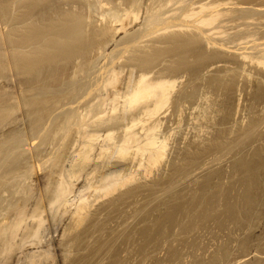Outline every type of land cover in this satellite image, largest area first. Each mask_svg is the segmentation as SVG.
<instances>
[{"label":"rangeland","instance_id":"rangeland-1","mask_svg":"<svg viewBox=\"0 0 264 264\" xmlns=\"http://www.w3.org/2000/svg\"><path fill=\"white\" fill-rule=\"evenodd\" d=\"M16 1L19 3H15ZM16 1L14 2V0H0V33L3 34L2 36H4V37H2L0 35V41L2 40V38L6 39L3 41H4V43H8V44H5L6 45L5 48L9 52L10 56H8V57L10 59V62H12V64H10V66L12 67V71H11V70H9L11 68L9 66V64L3 65V63H2V65H1V62H3V61H0V65L3 66V68L1 67V70H0V103H1L0 109L7 110V109H5V106H7V108L11 106L10 111H9V112H11V109L13 107L12 105H14V103H13V101L15 100L14 97H16V94L20 90L19 84L17 83L18 81H16L17 78L15 77L16 76V70H15V68H13V67H15L14 66L15 64L13 65V63H16L15 59L17 58L16 56L18 55V53L16 52L15 43L17 42L16 39L19 35L22 36L21 38L23 41L26 39H30V38L32 39V41H34V39H36L38 42L43 41L42 43L40 42V44H39L35 40L36 42H34V45H35L36 49L39 46L37 51L40 49L45 50V48L47 46V49L45 51H49V53H50V52H54L57 49L58 52L63 53V56L65 55L64 52L66 53L67 49H69V51L71 52V50H73L71 48H73L74 46H75V48H77L80 45L77 42L82 43L80 46L83 50L85 49V47H87L89 42L99 43V45L97 43H95L96 47H94L95 50H93V54H92L93 56L91 55L93 58L92 57H91V59L89 58L90 62L92 59L93 60L95 59L94 63H92V62L90 63L89 60L84 61V64L86 62V65H85L86 69H91L92 66L94 67L93 68L94 70L91 69V71L93 73L90 72L89 75L85 74L84 80L87 81V79L89 78L91 80L88 79V81H90L91 84L94 83V85H96L98 83V80L102 79L103 74L105 73V70H107L112 65H117V66L120 65L122 67L125 65L124 69L125 70L127 69L129 71V69H128V68H130L129 65L130 64H131V66H132V64L134 65L133 62H136V61L138 64L139 62H142V61L147 62L148 60H150L154 64L153 67H151L153 65L151 62L150 63L152 65L151 64L149 65V62H147L148 64H146L145 62L144 63L147 65L146 67L149 66V67H151V69L153 68L155 71L154 70H152V71L155 73H157L159 71L158 68H160V69L165 68L166 66L164 67V65L165 64L169 65V64H171V62H172V66L175 64L173 68H170L171 70H174V68L176 70L179 69L178 72L175 70L176 74H178L182 70L186 71V75H185V72H183V71H182V73H179V74H182L185 76V78L181 79V81L183 80V83H182L183 85L182 84L181 85L184 86V88H186V89L182 90L183 94H182V92L178 93V95H176V96L174 95V97L172 99L174 106L176 107V105H177L178 109H177V107L176 108L172 107V109L170 108L171 110L166 109L167 113L163 111L160 114L161 116L158 115V118H160V123L162 122L159 129H158V133H159L158 135H160L159 137L164 138V137H166V135L169 136L168 138L170 141L167 140V143H169V144L166 148V149H168V150H166V152L168 151V153H166L167 155H165V159H163V160L161 159L160 162L157 163V165L153 169L152 173L149 175L147 174L148 177L144 174L145 172L138 171L139 174H137V177L139 175L140 178L138 177L136 180H138V181L141 180L144 183L143 188H140V190L143 189L142 191L144 192V194L141 192L143 195H140L141 196L140 197L139 196L140 190L134 191L131 194L132 197L129 196L130 199L132 198L131 200H129L125 204H123L121 201L120 203L122 205H119V204L116 205V207H118V208L120 206L121 210H119V212H117L115 215H113L110 219L107 220L105 218L106 217L105 211H100L98 213V216L96 218H94V220L92 221V224H94V225L91 224L92 218L90 220L88 219L89 221L81 223V225L84 224L82 226L80 225L81 227H79V228L81 230L78 228V230L75 231L77 229L75 227H78V224H77V226H74V225H76L75 224L76 222L74 219L72 221V218L70 217L69 213L65 214L66 216H64V217L61 216L63 218V220L61 217H59L58 218L59 220L57 219L58 222H57V220H54V223L52 220L49 221L50 223L47 222V225L49 228L47 227V231H45V234H47V233L49 234L51 232L49 234L51 236H49L47 234L48 240L50 239V237L51 238L54 237L53 238L54 239V241H53L54 246H53V248L52 247L51 248L52 249H54V247H55V249L57 248L56 249L57 251L54 250V256L57 257L58 263L60 264L63 261L61 264H130V263L131 264L132 263L133 264H144V263L145 264H264V66L255 65L254 63H252L250 61V59L246 60L248 58H246V59L242 58L243 54H241V53H248L250 55L259 54L258 50H256V49L244 48L243 45H239V46H236L234 48L230 47V48H228V50L224 51V56L222 54L221 58H220V56H218V55H220L219 51H217L218 52V54H217V52L213 51V48H210V46L206 45L204 40L200 39V37L203 36L202 34L204 33V29L208 30V28H210V26L211 27H219V26L224 27V26H222V24H220V23H222L223 20L231 19L233 17V14L234 15L237 14L236 16H238V15H240V13L243 17L242 20L239 19L235 23L231 22V24L229 23L230 25L226 24V26L224 28V30L227 29L226 31L230 34V36H229V34H227L228 39H231V41H232V39L233 40L235 39V42H238L237 39L240 36H242L244 34H249L250 32L259 33L258 35L263 34L264 33V24H263L264 23V19H263L264 18V0H262V2H261V0H256L254 2L251 0H249V1L248 0H238V1L234 0V2L236 1L235 3L232 1L233 3L231 2L230 4H226L225 7H223L225 9V11L230 10V13H231V11L234 12L233 14L232 13L230 14L231 18L229 17L230 15H227V16L222 15L217 20H215V21H217V23L214 21V23L210 26L190 23L191 27L194 26L195 31L193 30V28H191V30L194 32V34L196 36H197V34H199V36L196 37L198 40L194 39V41L200 42V40H202V42H200V46H199V43L192 42L193 37L191 39H188L185 37L186 32L181 31L182 29L178 30L179 28H181L179 26H180V23H182V22L178 21V19L171 20V18H166L168 15L173 14V13H175V15H177L176 13L179 14L180 13V9H179L180 6H182V7H180L182 9L188 8V7H190V5L192 3H194V1L196 2L197 0H190L189 1L190 3H187V4H186V2L181 3V0L179 3H178L179 0L177 1V3H176V1H174L176 4L174 2H172V4H171L172 6L169 5L167 7V10L169 9V7L173 8V4H174L175 8L178 7V12L174 11L175 8H173L174 12L173 11L171 13L168 12L166 15L164 13H161L162 9H161V11L159 10V13L164 14L166 16V17L163 16V18L164 17L166 18L164 20V21H166V26H168L169 24L175 26L177 23V25L175 27L169 28L168 30H171V29L176 30L177 29L178 31H175L176 33L174 31H171L170 33L172 35H169V36L167 35L168 33H166L164 35V33L161 32V34H162V37L163 36H164V38L167 37L165 39H167V41H168L170 39L168 37H171V36H172L171 38H173L174 40H176L177 37L179 39V36L181 37V34H178L177 32L183 33L182 37L183 36L184 37L183 38L181 37L180 39L181 40L184 39V40H183V42L177 40V41H173L175 43H173L171 41H168L169 43L168 42L165 43L164 38H161V40L150 38L151 40H153L152 42L149 38H147V39L144 38V40L146 39V41H144V40L143 41L146 43L147 47H149L148 49L152 52V53H149L150 51L148 50L147 54L149 53L150 55L148 54L147 57L142 56L147 51L146 45L144 44L146 51L144 50V52H143V50H142L143 44L138 46V43L136 44L135 42H130L129 38H131L133 35L138 34L139 31L141 32V29L144 30V28H145L144 24L146 23V21L144 20L145 19L144 15H146V14H145V12H143V10L147 11L149 8H151V6H149V5L152 4V0H131V2L129 0H124V1L122 0V2L120 0H117V1L113 0L111 4L112 5L115 4L116 6L115 5L112 6L111 4L110 5H103L105 7L103 9V12H102L103 6L98 5L100 2V1L98 2V0H89V2H92L90 4H89V2H86V0L85 1L83 0L84 3L82 2V0H80V2L78 0H76L78 3L74 0H69L70 2L68 0H64V1L62 0L61 4H62V7H65L64 8L65 11L63 9L61 11H62V13L64 11L65 19L66 18L67 19L65 20V19H63L62 16H61L62 18L60 17V12H61L60 11V12H58V14H55L56 18H54L56 20L58 17H60L58 19L59 21L58 20L54 21L52 19L51 22H49V24L47 23L49 27L50 26L52 27V24H53L52 21H54L53 26H54L55 30L58 27L61 28V25L62 26L64 25V27H63L64 29L61 28V29H63V32H62V30L60 31V28H58L56 33H55V30H53V27L52 28L48 27L51 31L48 30V28L46 26L47 24L45 22L42 23L41 19L36 20L38 23L35 22V20L32 21L33 24L36 23L38 25V26L37 25L34 26L32 24L30 25L32 27V32H31V29H22L23 24H21L22 22L19 20H22L25 17L24 16L26 14L25 12H27V9H28V7L26 9V5H28V4L23 5V3L25 4V2H23V0H21L22 2L18 1V0H16ZM43 1L42 0L39 1L40 4L46 3V0H43ZM126 1H128V2H126ZM155 1L157 2L156 5H159V3H161L160 0L159 1L155 0ZM155 1L153 0V4L156 3ZM184 1H186V0H184ZM242 1H244V2H242ZM66 2H68V3H66ZM71 2H72V4L70 6L69 3H71ZM74 2H76V4L79 6L77 7V5ZM116 2H118V3L116 4ZM132 2L134 3V5L136 4L137 9H139V8L141 9V7H142L141 11L139 9L140 16L142 15V17H140L141 19H139L141 21L138 20L136 22L137 24L132 23L131 27H130V25H131L130 24L129 27H127L129 29L128 32L126 29L127 33H125V31H123V32L119 31L120 33L117 32L118 35L116 33V36H117L116 37L114 34L115 31L113 33L111 31V30H114V28H115V25H114L115 21L113 19L115 7L119 8V10H118V8L116 10H118V13L120 12V14H121L123 12L122 10L126 7V5H128V3H132ZM187 2H188V0H187ZM229 2H230V0H229ZM20 3H21V5H20ZM33 3L37 4L38 1L34 2V0H33L32 4ZM87 3L89 4V6ZM16 4H18L19 6H17ZM47 4L48 3H46L45 7H47ZM66 4H68V5H66ZM80 4L83 5V7L81 6V8H80ZM91 4H93V6H90ZM118 4L119 5L121 4L120 7L117 6ZM139 4L141 5V7H138V6H140ZM182 4H185V5H182ZM13 5H15V7L16 6L17 7L15 8ZM22 5L25 6V8ZM72 5H73V7H72ZM197 5L198 4L196 3L195 6H197ZM98 6L100 7V9ZM123 6H124V8H123ZM69 7H71V8H69ZM75 7H76V10H78L79 12L77 11V13H76L75 12L76 10L75 11L73 10V8L75 9ZM108 7H112L110 10L114 9L111 12V13H113V14H111L112 18L110 16V11H108ZM144 7H148V9L147 8L144 9ZM14 8L16 10H14ZM18 8L20 10H22V9L26 10L24 12L22 10V13L24 15L20 12V10H18ZM82 8H84L86 10L83 11ZM120 8H123V9L121 10ZM46 9H48V8H46ZM70 9L73 10L72 12H74V13H72ZM80 9H81V11H80ZM232 9H234V10L236 9V10L234 11ZM13 10H14V12H13ZM98 10H100L102 14H105V16H102V14H100V11H98ZM104 10H106V11H104ZM16 11L17 12L19 11L18 14ZM95 11L96 12L98 11L97 14ZM164 11L166 12V7L162 12H164ZM55 12H57V11L54 10L52 13H55ZM80 12H83V13L80 14ZM62 13H61V15H63ZM78 13H79V15H77ZM106 13H107V15H106ZM19 14H22V18H21V16H18ZM73 14L75 15V17H72ZM14 15H15V17H14ZM76 15L78 16V18ZM247 15L251 16L250 19H248V20L246 19ZM80 16H82L81 19L83 20V22L79 19ZM106 16H107V18L110 16V18H111V19H109L110 23H109V20L106 19ZM12 17L15 19V21L16 20L17 21L15 22ZM10 18L12 19L11 21H10ZM18 18H19V20H18ZM75 18L77 20H80V23H79V21L77 22V20ZM142 18H143V20H142ZM73 19L75 21H73V23H72L71 20H73ZM105 19L108 21H106ZM146 19H147V17H146ZM67 20H69V21L67 22ZM9 21H10V23H8ZM113 21H114V24H113ZM225 21H224V23H225ZM17 22L18 23L20 22L18 24L20 28L17 26V24H16ZM39 22H40V24H39ZM56 22H57V24H56ZM70 22H71V24H76L78 28L81 27V29L84 27V24H85L84 22H86L91 27L88 26L87 24H85L89 28H87L85 26L83 31H81V29L79 28L80 31L78 32V28L76 27V25L68 24ZM74 22H77V23H74ZM89 22H91V23H89ZM138 22L139 23L141 22V23L139 24ZM41 23L45 25L44 29H43V25ZM59 23H63V24L60 25ZM65 23L68 24V25H66V27H65ZM82 23H84V24L82 25ZM16 26L18 29L16 28ZM40 26H41V29H39ZM68 26L70 28L72 26L74 28V26H75L77 31L75 30V28L74 29L72 28L73 29V31H72ZM109 26L112 28L114 26V28L111 29ZM34 27H36V28H34ZM67 27L72 32L70 30H67L66 29ZM108 27L110 29L109 30L110 33H108L109 32L108 30H107L108 32L106 31V28L108 29ZM142 27H144V28H142ZM158 27L163 28V25H159ZM221 27H219L220 30L223 29V28L221 29ZM86 28L89 29L88 33H90V34L84 33V32H86ZM90 28H91V30H90ZM14 29H16V30H14ZM33 29L34 30L37 29L36 32L33 31ZM92 29L93 30L95 29L94 30L95 34H94ZM188 29H184V30H188ZM22 30H26L27 33L30 30L29 31V32H31L30 34H32L34 32L33 34H35L34 35L35 38L33 37L34 38L33 39L32 37H30V36H33V34L32 35L26 34ZM74 30L76 31V33H73ZM96 30L99 33L96 32ZM197 30H199V31H197ZM52 31L56 34L55 35L53 33L55 36H57V38L52 37V36H54V35H51ZM59 31L61 32L62 35L65 32L63 37L67 38L66 40H65V38L62 39L63 37H60V35L58 36V34L60 33ZM16 32H18V34H19L18 36H17V34H15ZM45 32H47L48 35ZM69 32H70V34L73 33L71 37L69 36ZM80 32H83V36ZM91 32H93V33H91ZM101 32H103L104 35H103V33L100 34ZM193 32H191V33L194 36ZM44 33L46 35H44ZM67 33H68V37L65 36V35H67ZM23 34H26L27 36L26 35L23 36ZM98 34L101 36H96ZM40 35H42L44 39H46L48 37L51 39L48 38V39H46L47 41L43 40V38ZM73 35H75V40L77 42L74 40V38H73L74 41L71 40V38L74 37ZM87 35L89 36V38ZM90 35H92V37ZM113 35L115 36V38ZM44 36H48V37H44ZM76 36L79 38L80 37H82V38L79 39ZM102 36H104V37H102ZM128 36H130V37H128ZM37 37H39V38L41 37V40H39V38H37ZM58 37H59V39H58ZM86 37L89 39V42L87 41L88 39ZM18 38H20V37H18ZM76 38L79 39L80 41H78ZM85 38H86V41H85ZM94 38H96V40ZM98 38H100V39L98 40ZM103 38H105V39H103ZM13 39H15V40H13ZM52 39L57 40L58 41V42L56 41L57 44L60 41L61 46H59L60 43L57 45L55 43V41H52ZM173 39H171V40H173ZM185 39L189 40V42H188L189 44H190V40H191L192 44L186 45ZM12 40H13L14 44H12ZM92 40H94V41H92ZM104 40H107V41H104ZM111 40H112V44L110 43ZM188 40H186V42ZM44 41H46V42H44ZM49 41L50 42L52 41L51 42L52 44ZM61 41H63V42H61ZM66 41H68L70 43H68ZM71 41H73V42H71ZM122 41H124V42H122ZM126 41H128L129 43L128 42L126 43ZM156 41H159V44H158V42L155 43ZM163 41H164V43H163ZM47 42L49 43V45H47L48 44ZM65 42H66V44H65L66 47H64L65 45H63V43H65ZM106 42L107 43L109 42L108 43L109 45H107ZM235 42L230 43L229 45L234 46ZM132 43L133 44L135 43V45H137V46H135V45L133 46ZM140 43H142V42H139V44ZM148 43H151L150 45H152V43H153V46H151L152 48L150 46H148ZM1 44H3L2 41L0 42V45ZM36 44H39V45H36ZM42 44H44V45L42 46ZM84 44H85V47L83 48L82 45H84ZM155 44L157 46L166 45L165 47L162 46V48L164 50L162 48H159V49H161V51H159V49L157 50L158 53H161V55L159 54L160 55L159 57L157 56L158 53L153 54V52H157L156 51L157 46ZM160 44H162V45H160ZM167 44L168 45L170 44V45L167 46ZM251 44H253V43L252 42L248 43L249 46H251ZM7 45H8V47H7ZM154 45H155V47H154ZM185 45H186V47H185ZM193 45L196 46V49H193L195 47V46L192 47ZM201 45H204V47L203 46L201 47ZM48 46H49V48H48ZM62 46H63V48H66V50H64V51L58 50V49H61ZM98 46H100V47L103 46V47H101V49L103 48L102 51H101L100 47H98ZM104 46H106V47H104ZM12 47H14L15 49ZM68 47H70V48H68ZM128 47H131V48H128ZM136 47H137V50H136ZM138 47L141 49H139ZM199 47H200V49H198L199 51H197V48H199ZM239 47H243V48L240 49ZM2 48L3 47H0V49H1L0 57L2 56L0 60H4V58H3L4 55H1V54H3V53H1V52H3ZM96 48H99L100 51H98V49H96ZM133 48L135 49L134 51H133ZM168 48H170V49H168ZM51 49L53 51H51ZM79 49L77 48V50H79ZM127 49H130V50L132 49L130 51V54L132 53V51L134 53H132L130 55ZM166 49H168V50H166ZM206 49L210 52L208 53ZM211 49H212V51H211ZM43 50L39 51V53H41V54H39L36 52L35 49H33V51H34L33 55H35L36 53L39 54V56L42 55L43 60H41V61L44 62V60H46V62H47V58L50 57L52 53H50V56H49V53H46V54H48V57H47V55L45 53H44L45 55L43 54V52H45ZM140 50H142V52H143L142 55L140 53L141 52ZM74 51H76V50H73L72 52H74ZM96 51H98V52L95 53ZM120 51H121V53H120ZM126 51L128 53L124 54V52H126ZM135 51H137V52H135ZM185 51H188L189 55L187 52H186L187 54H185ZM204 51L207 52V55ZM101 52H104V54L106 53L105 59H104V56ZM12 53H16L15 54L16 56L14 59H13L14 54L12 55ZM136 53H138V54L140 53L139 55L142 57V60H141V58L139 59V57H140L139 55H138V57H136L137 56ZM214 53L217 54L216 56H218L219 58L216 57ZM67 54L69 55L70 53H68V51H67L66 56H67ZM98 54L99 55L102 54V55L98 56ZM134 54L136 55L135 57H134ZM152 54L154 55V57ZM155 54L158 58L155 56ZM202 54H205V55L203 56ZM210 54H212V56L214 55L215 58L210 57ZM111 55L116 56L117 58L116 57H114L115 59L111 58L112 57ZM126 55L130 59H127ZM151 55L153 58L156 57L155 59L156 60L158 59V60L156 61L153 58L148 59V58H150L149 56H151ZM240 55L242 57H240ZM121 56L124 57L125 60L129 61L128 66H127V61L125 62V60L123 58H121V59H123V61L120 59ZM131 56H132V58H131ZM182 56H183V59L180 58ZM184 56H186L188 59H186V57H184ZM190 56H191V58H190ZM32 57H34V56H32ZM107 57L109 60H111V59L113 60L112 62L109 61V62H111L110 64H107V63H109ZM133 57L135 60H133ZM145 57L148 59L147 61H146ZM174 57H176V58H174ZM202 57L203 58L207 57V58H205L204 59L205 61H204V60H202ZM238 57H239V59H237ZM34 58H33V60H34ZM96 58L101 63L98 64L99 61L96 62L97 61ZM137 58L139 60H137ZM119 59L124 63L119 61L117 64L116 61H118ZM177 59H178V61H177ZM206 59H207V61H206ZM49 60H51V59L49 58L48 61ZM131 60H132V63H130ZM35 61H36V58H35ZM38 61L40 63V57H38ZM161 61H162V63H161ZM169 61H171V62L169 63ZM202 61H204V62H202ZM43 62H41L42 63L41 65L44 67L45 66L44 64L47 65L51 61H49L48 63H46V62L43 63ZM95 62L98 64V65H96L97 67L93 65V64H95ZM159 62H160V64H159ZM206 62H207V64H206ZM36 63H37V61L34 62V66H38L39 63H37V65H36ZM203 63H205V65ZM161 64H162V66H160ZM178 64H180V68H179ZM41 65L39 64L40 69L43 68V67H41ZM4 66H6L7 68ZM39 66L34 67V68L37 69V68H39ZM155 66H159V67L154 68ZM149 67H148V69H149ZM5 68H6V72L3 71V70H5ZM206 69H207V71H206ZM126 72L127 71H125L124 73H126ZM88 73H89V70H88ZM122 73L120 74V77L124 74V73L123 74ZM136 73H138V71L135 72L134 76L138 75ZM127 74L129 76L130 71L127 72L126 75L125 74L124 75L127 76ZM82 76H84V75H81V77ZM90 76H91V78H90ZM12 77H15V78H12ZM93 77H95V78H93ZM100 77H101V79H100ZM188 77H189V79H188ZM121 79L122 78H120L119 81H121ZM186 80L188 83L186 82ZM184 82H186L188 85ZM13 83H15L14 87L16 88L15 89L17 92L16 94L14 92L15 90L13 88ZM16 85H18V86H16ZM100 86H101V83L97 84V86H93L92 88L94 90L92 92H95V91L97 92V88H99ZM17 89H19V90H17ZM13 92H14L15 96H14ZM186 95L187 96L189 95L190 98L187 97ZM178 96L180 98H178ZM10 97L13 99V101ZM204 97H206V98H204ZM6 98H7V100H6ZM185 99L188 101H186ZM10 100L12 101V105L8 106L7 102H9ZM189 100L191 102H189ZM11 101L9 104H11ZM1 105H3L4 108H2ZM181 106H182V108H181ZM70 107H71L70 105H66L64 107V109H68ZM13 109L16 110L15 105H14ZM13 109H12V111H13ZM175 109H177V110H175ZM7 112H8V110H7ZM163 113H165V114H163ZM14 114L16 116H13L12 118L9 117V118H11V119H13L14 117L16 118L17 113H14ZM9 118H7V119L9 120ZM7 119L5 120L6 122L5 121L4 122L6 124H8V127H5L6 129L3 128L0 134L4 133L7 130H8L7 131L8 133L12 132V134L10 136V133L8 134L7 132H5V135H0V138H1V136H3L2 138L5 137L4 139H7L8 137L12 138L15 136V135H13L14 131L19 129V126H20V128L22 127L20 124L17 123V121L15 123L14 121L9 120L11 122V124H10ZM161 119H162V121H161ZM9 125L11 128L9 127ZM15 125L17 127H14ZM10 129H12V130H10ZM6 134H8V135H6ZM60 135H58V137L61 138L62 133H60ZM163 135H165V136L162 137ZM67 139L68 138H66V137L64 138L65 142L67 141ZM64 140H62V143L64 142ZM46 142L45 143L48 144L49 139L46 140ZM19 144L22 146V149H24V150H26L28 148V147L26 148V146H25L26 144L24 142H22V144L20 142ZM25 152L27 153V150ZM128 162H129V160H128ZM130 162H129V164H130ZM130 165L132 166L133 163ZM142 172H143V174H142ZM30 174H32L30 178L33 180L35 175L33 176V173H31V172H30ZM27 175H29V174H27ZM28 180H30V179H28ZM136 194H137V196H136ZM135 197H137L139 199L138 204L135 203L136 202ZM152 198L156 199V200H154V202L155 203L157 202L159 207L154 208L152 205H150V206L148 205L150 199H152ZM96 203H98V202H96ZM154 209H156L155 210L156 212L153 211ZM123 211H125V212H123ZM140 211H141V215H140ZM103 212H104V215H103ZM152 212H153V214H152ZM154 212L157 213V217L154 216ZM100 214H102V215H100ZM99 216L100 217L105 216L104 217L105 219L104 218L100 219ZM138 216L143 218V222L138 224L137 229H135V227H136L135 226L136 225L135 219H137ZM60 218L62 221L60 220ZM98 218H99V220H98ZM100 220H101V222H100ZM58 223H60V224H58ZM61 223H62V227H61ZM73 223H74V225H73ZM51 225L53 227H50ZM96 225H97L98 230L95 228ZM54 226H55V228L58 229V231L60 229V232H58L57 229L54 228ZM56 226H58V227H56ZM92 226L97 230V231H95V233H94L93 229L92 230L90 229V228H92ZM70 227L72 228V232H73V233H71V235H69V233L71 232L69 229ZM52 228H53V230H52ZM62 228L65 229V231H64L65 233L69 230L66 233L67 236H65V233L63 232ZM73 229H75V230H73ZM86 229H88V230H86ZM89 229L91 230L90 232H88ZM84 230H86V231L84 232ZM134 230H135V232H134ZM61 232L63 233L62 237L60 236ZM131 232L134 233V236L136 235V238H137L136 241H135V239H134V241H132L133 238L131 236ZM52 233H55V236L52 237ZM90 233H92L91 237L94 236L93 239L88 237L90 235ZM99 234H100V236H99ZM104 234H105V237H104ZM97 236L99 238H97ZM102 236L104 238H102ZM96 238H97V240H96ZM72 239L74 240L75 243L73 241H71V242L69 241ZM100 239H102V240H100ZM60 240H63V241L60 242ZM95 240L97 243L94 242ZM56 242H57V244H56ZM93 242L96 244H94ZM66 243H68L69 245ZM92 245H94V246H92ZM101 245H103V247ZM87 246H88V248H87ZM61 248H63V249L61 250ZM85 248H87V249H85ZM84 249H85V251H84ZM99 249H102V250H99ZM77 250H78V252H77ZM96 250L99 252H97ZM140 250H141V252H140ZM93 251H94V253H93L92 257L90 256L91 257L90 258L89 255H91ZM95 253L97 254L96 256H94ZM140 253H142V255ZM67 255L70 257H68ZM18 256L19 257H15L14 255L11 256L10 257L12 259L11 261H8V259H5L6 263L7 264H9V262H10V264H27L28 263L29 260L26 259L27 256L25 257V255L23 253H22V255L18 254ZM86 256H88V257H86ZM139 256H140V258H138ZM56 257H55L54 261H52L51 258H49L50 261L49 260L45 261L46 259L43 257H42L43 259L42 260L40 259V260L45 262V264H46V262H47V264L49 262L51 263V261H52V263L55 262V264H57L56 263L57 262ZM65 257L67 259L66 262L64 261ZM13 259H15V260H13ZM84 259H85V261L87 260L88 263H87V261L85 262ZM26 260H28V261H26ZM35 260H37V259H35ZM140 260H141V262H140ZM25 261H26V263H25ZM41 261L39 264H41ZM73 261H74V263H73ZM81 261H82V263H81ZM129 261H130V263H129ZM2 262L3 261H1L0 264ZM38 262H37V264H38ZM6 263H3V264H6Z\"/></svg>","mask_w":264,"mask_h":264},{"label":"bare ground","instance_id":"bare-ground-1","mask_svg":"<svg viewBox=\"0 0 264 264\" xmlns=\"http://www.w3.org/2000/svg\"><path fill=\"white\" fill-rule=\"evenodd\" d=\"M15 1L16 0H14V2ZM18 1H21V0H18ZM37 1H38L37 4L36 3L32 4L33 0H23V2H25V4L23 3V5L28 4V5H26V9H27V7H28V9H27V12H25L26 13L25 15L22 13V10H23V12L26 10L25 9L20 10L18 8V10H20V12L25 16L22 20H19V18H18V20L22 22L21 24H23L22 29H31V32H32V27L30 25L32 24V25L36 26L37 24L35 22H37L36 21L37 19H41V22L42 23L45 22L46 24L47 23L49 24V22H51L52 19L54 21L58 20L61 16L63 17V19H65V14H64V11H65L64 8L65 7H62V4H61L62 0L61 1L60 0L59 1L58 0H46V3H48L47 7H45L46 3L40 4L39 1H41V0H37ZM37 1L34 0V2H37ZM74 1H76V0H74ZM78 1L80 2V0H78ZM112 1L113 0H98V2H99L98 5H101V6L110 5L112 3ZM120 1L122 2V0H120ZM129 1L131 2V0H129ZM157 1H159V0H157ZM174 1H176V3H177L178 0H162V1L160 0L161 3H159V5H156L157 2L155 1L156 3H154L155 4L154 5L153 0H152L153 5L152 4L149 5V6H151V8L148 9L149 6L144 7V9L145 8L148 9L147 11L143 10V12H145V14L147 15L146 16L143 14L145 16L144 20L146 21V23L144 22L145 28L142 27V28H144V30L140 28L141 32L139 31L138 34L133 35L131 38H129L130 42H135L136 44L138 43V46L143 44L142 50L144 52V50H145L144 44L146 45V43L144 41H146L147 38L161 40V38H164V36L162 37L161 32H163L164 35L166 33H168L167 35L169 36V35H172L170 33L171 31L175 32V31H178L181 29H182L181 31L186 32L185 33L186 38L191 39L193 37L192 42H195L194 39L196 40L197 39L196 37L199 36V34L196 33L197 36L194 34V32L191 30V28H193V30H194V26L191 27L190 23L210 26L214 23L215 20H217L222 15L227 16V15H230L231 13L232 14L234 13L233 11H231V13H230V10L225 11V9L223 8V7H225L226 4H230L232 1L234 2V0H230V2H229V0H207V1L206 0H197L196 2L194 1V3H192L190 5V7H188V8L182 9V8H180L182 6H180L179 7L180 13H181V14L179 13L180 15L178 13H176L178 15L177 16V15H175V13H173V14H170L166 17L165 15L168 12L171 13L173 11V8H175L174 4H173V8L169 7V9L167 10V7L169 5H171L172 2H174ZM189 1L190 0H188V2H187V0L186 1L181 0V3L186 2V4H187V3H190ZM251 1L254 2L256 0H251ZM76 2H74V3L76 4ZM82 2H83V0H82ZM86 2H89V0L88 1L86 0ZM118 2H116V4ZM126 2H128V1H126ZM179 2H180V0L178 1V3ZM242 2H244V1H242ZM261 2H262V0H261ZM15 3H19V2L16 1ZM66 3H68V2H66ZM90 3H92V2H89V4ZM132 3H128V5H126L125 8L123 6L124 9L120 8L121 10L123 9L122 10L123 12L121 11L122 12L121 14H120V12L118 13V10H119L118 7H115L114 14L111 13L114 9L110 10L112 7H108V11H110V16L112 18L111 14H113V17H114L113 19L115 21V24L113 21L115 28L113 26L114 30H111L112 33L115 31V33H114L115 36H116L117 32L120 33V32L125 31V33H127L129 31V29L127 27H129L130 24H131L130 25V27H131L132 23L137 24L136 22L139 19H141L140 17H142V15L140 16V12H139L140 8L137 9L136 4L134 5V3L133 4ZM196 3L198 4L197 6H195ZM69 4L71 6L72 2ZM89 4H88V6H89ZM16 5L19 6L18 4H16ZM20 5H21V3H20ZM66 5H68V4H66ZM114 5H112V6H114ZM120 5L118 4L117 6L120 7ZM182 5H185V4H182ZM13 6L15 7V5H13ZM78 6L79 5H77V7ZM81 6L83 7V5L80 4V8H81ZM90 6H93V4H91ZM23 7L25 8V6H23ZM72 7H73V5H72ZM138 7H141V5ZM165 7H166V12L165 11L162 12L165 9ZM15 8H14V10H16ZM46 8H48V9H46ZM69 8H71V7H69ZM104 8L105 7L103 6L102 12H103ZM117 8H118V10H116ZM62 9L64 10L63 13L61 11ZM99 9H100V7H99ZM141 9H142V7H141ZM141 9H140V11H141ZM161 9H162V11H161ZM14 10H13V12H14ZM54 10H56L57 12L52 13ZM73 10L75 11L76 7H75V9L73 8ZM73 10H71V12ZM82 10L84 11L86 9L82 8ZM106 10H104V11H106ZM159 10L161 11V13H164L165 15L159 13ZM232 10H234V9H232ZM77 11L78 10H76L75 12L77 13ZM80 11H81V9H80ZM98 11H100V10H98ZM174 11L178 12V7H176L174 9ZM18 12H17V14H18ZM58 12H60V17L57 16L58 18L55 20L54 19V18H56L55 14H58ZM97 12H96V14H97ZM61 13L64 16L61 15ZM72 13H74V12H72ZM81 13H83V12H80V14ZM22 14H19L18 16H21V18H22ZM100 14H102L101 11H100ZM77 15H79V13ZM106 15H107V13H106ZM236 15L237 14H235V15L233 14L232 18L230 15L229 17L231 19L227 18L228 20L225 19L226 21L223 20L222 23H220V24H222V26H224V27L219 26V27H221V29L223 28L222 30H220L219 27H211V26H210V28H208V30L204 29V33L202 34L203 36L200 37V39L204 40L207 46H210V48H213L214 52L219 51L220 55H218V56H220V58H221L222 54L224 56V51L228 50V48H230V47L234 48L236 46L243 45L244 48L256 49V50H258L259 54L250 55L248 53H241V54H243V57L241 55H240V57H242L244 59L248 58L246 60L250 59V61L252 63H254L255 65L264 66V33L258 35L259 33L250 32L249 34H244L242 36L239 35L240 37L237 39L238 42H235V39L234 40L232 39V41H231V39L227 38L228 37L227 34H229V33L226 31L227 29L224 30L226 24H229V23L231 24V22L235 23L239 19L242 20V18H243L241 13L238 16H236ZM102 16H105V14H102ZM110 16L108 18L106 16V19H108V20L111 19ZM163 16H165L166 18H171V20L178 19V21L182 22V23H180V26H179L181 28H179L178 30L177 29L176 30L175 29L168 30L169 28L175 27L177 25V23L175 26L170 25V24L168 26H166V21H164L166 18L165 17L163 18ZM14 17H15V15H14ZM72 17H75V15L73 14ZM81 17L82 16H80L79 19L83 22ZM146 17H147V19H146ZM250 17L251 16L247 15L246 19L248 20V19H250ZM77 18H78V16H77ZM11 20L12 19L10 18V21ZM34 20H35V22H34L35 24L32 23V21H34ZM80 20H77V22L79 21V23H80ZM108 20H106V21H108ZM142 20H143V18H142ZM10 21L8 23H10ZM14 21H15V19H14ZM54 21H52L53 30H55V28L53 26ZM68 21L69 20H67V22ZM73 21H75V20L74 19L71 20L72 23H73ZM139 21H141V20H139ZM224 21H225V23H224ZM71 22L68 24L76 25V24H71ZM77 22H74V23H77ZM215 22L217 23V21H215ZM19 23L18 22L16 23L18 27H19V25H18ZM84 23L87 24L86 22H84ZM84 23H82V25ZM89 23H91V22H89ZM109 23H110V20H109ZM39 24H40V22H39ZM48 24L46 25L47 28L49 27ZM56 24H57V22H56ZM59 24L61 25L63 23H59ZM68 24L65 23V27ZM85 24H84V27L86 26ZM42 25H43V29H44L45 25L44 24H42ZM159 25H163V28H159L158 27ZM17 26H16V28H17ZM88 26H90V25H88ZM88 26H86V27L89 28ZM63 27H64V25L63 26L61 25V28H63ZM68 27L66 29L67 30L71 29L72 31L75 28V26H74V28H73V26L71 28L69 27L70 29H68ZM76 27H77V25H76ZM84 27L82 29H81V27H79V28L81 29V31H83ZM109 27H108V29L106 28V31L110 30ZM34 28H36V27H34ZM49 28H48V30H50ZM58 28H60V27H58ZM58 28H56L55 33L57 32ZM61 28H60V31L62 30V32H63L64 28L63 29H61ZM79 28H78V32L80 31ZM87 28H86V32H84L85 34H87L88 30H89ZM110 28L113 29L112 27H110ZM39 29H41V26ZM126 29H127V32H126ZM184 29H188V30H184ZM14 30H16V29H14ZM36 30L33 29V31H35V32H36ZM75 30L77 31L76 28H75ZM75 30L73 33H76ZM90 30H91V28H90ZM94 30H93V32H94ZM22 31H24V33H26V34L31 33V32H29L30 30L28 31V33L26 32V30H22ZM197 31H199V30H197ZM93 32H91V33H93ZM96 32H98V31L96 30ZM103 32H101L100 34H102ZM191 32H193L194 36L192 35ZM45 33H47V32H45ZM45 33H44V35H46ZM53 33L54 32L52 31L51 35L55 34V33L54 34ZM64 33L62 35L60 32L58 34V36L60 35V37H63ZM73 33L70 34V32H69V36L71 37ZM80 33L83 36V32H80ZM108 33H110V31ZM118 33H117V35H118ZM177 33L181 34V37H182L183 33H179V32H177ZM15 34H17V36L19 35L18 32H16ZM26 34H23V36H25ZM32 34H30V35H32ZM88 34H90V33H88ZM94 34H95V32H94ZM0 35L2 36L3 34L0 33ZM34 35L35 34H33V36H30V37L35 38ZM47 35H48V33H47ZM55 35L52 37L57 38V36H55ZM75 35H73L74 37H72L71 40H73V38L75 40ZM103 35H104V33H103ZM40 36L43 38L42 35H40ZM65 36L68 37V33ZM90 36L92 37V35H90ZM96 36H101V35L98 34ZM115 36H114V38H115ZM229 36H230V34H229ZM2 37H4V36H2ZM18 37H20V38H18ZM18 37H17L18 40L15 38L17 41L15 43V47H16V52L18 53V55L16 56L15 55L16 53H12V55L14 54L13 59L15 58V56L17 57L15 59L16 63H13V65L15 64L14 65L15 67H13V68H15V70H16V76L15 77L17 78L16 81H18L17 83L19 84L20 90L17 89V90H19V92L17 93L15 90L16 88L14 87L15 83H13V88L15 90V91L14 90L13 91L15 92V94L17 93L16 97H14L15 94L13 92V94H14L13 97L15 98V100H14L15 102L10 97L12 99L14 105H15L16 110L13 109L14 105H12L11 100H10L11 104H9L10 101L7 103H8V106H10V105L13 106L12 107L13 111L11 109V112H9L11 106L8 107L9 109L7 108V106H5V109H7L8 112H7V110L0 109V133H1L3 128L8 127V124L5 123L6 122L5 120L9 117L12 118L13 116H16L14 113H17V117L16 118L14 117L13 118L14 120L9 118V120L14 121L15 123L17 121V123L22 126L20 128V126L18 125L19 129L14 131V134H13V135H15L14 137H12V138L8 137L9 139L6 137L7 139H4L5 137L2 138L3 136H1V138H0V259H1L0 262L3 261L1 264L6 263L5 259H8V261H11L12 260L10 258L11 256L14 255L15 257H19L20 255L18 256V254L22 255V253H23L25 255V257L27 256L26 259L29 260V261L26 260V261H28L27 264H37V262L40 259L42 260L43 258H45L46 259V260L44 259L45 261H48V260L50 261L49 258H51L52 261H54L55 257H56V256H54V250H56L57 248L55 249V247H54V249H52L54 246L53 245V243H54L53 242L54 241L53 236H55V233H52L53 238L50 237V239L48 240V238H47L48 233L45 234V231H47V227H48L47 222L52 220L54 223V220H57L61 216L64 217V216H66L65 214L69 213L70 217L72 218V221L74 219L76 222L75 223L76 225H74V223H73V225L77 226V224H78V227H75L77 229L76 230L73 229V230L77 231L79 227L84 225V224L81 225L82 222H87L91 218H92V220H91V224H92V221L94 220V218H96L98 216V213L100 211H105V213L107 214V215L105 214L106 217L105 216H103V217L99 216L100 219L104 218V217L107 220L110 219L113 215H115L117 212H119V210H121V208L119 206V205H122L120 203L121 201L123 204H125L126 202H128L129 200L132 199V198L130 199L129 196H131V194L134 191H138V190H140V188H143L144 183L141 180L140 181L136 180L139 177V175L137 177V174H139L138 171L145 172L144 174L146 176H147V174L148 175L151 174L153 169L157 165V163L160 162L161 159L162 160L165 159V155H167L166 153H168V151L166 152V150H168L166 148L169 144V143H167V140H169V138H168L169 136L166 135V137H164L165 135H163L162 137H164V138L159 137L160 135H158L159 134L158 129H159L162 122L160 123V118H158V115H160L163 111L166 112L167 111L166 109H170V108L172 109V107H175L174 103L172 102L173 101L172 99H173L174 95L176 96V95H178V93H181L183 89L184 90L186 89V88H184V86H182L183 80L181 81V79L185 78V76L182 74H179V73H182L183 70L181 72H179L178 74H176L175 68H174V70L170 69V68H173L175 65L174 64L172 66L171 61H169V63L171 62V64H169V65L165 64L164 65V67L166 66L165 68H162V69L158 68L159 71L157 73L153 72L152 70H154V69L153 68L151 69V67H153L154 64L148 59H152L154 57L153 54L158 53L157 50L159 48H162L163 45L160 44L162 46H157L155 44L157 46L156 47L157 52H153V54H152L153 57L151 55V56H149L150 58H148V59L146 57L148 56L149 53H152V52L148 49L149 47H147V45H146L147 51L145 50L146 51L144 53L145 55L144 54L142 55V53H143L142 50H140L141 51L140 53L142 56H146L145 59H146V61L148 60L147 62H149V65L151 63L153 64V65L151 64L152 65L151 67L148 66L149 69H148V67H146L147 66L146 64H148V63L145 61L144 62L146 64L143 61H142L143 63L139 62L137 64V61H136V62H133L134 65L132 64V66H131V64L130 65L128 64L129 61L125 60V58L121 56L120 59L123 58L125 60V62L127 61V66L129 65V67L131 68V69L128 68L130 71V75L128 76V74H129L128 73L127 76H125L126 73L129 72L127 69L126 70L124 69L125 65L123 67L120 65H118V66L112 65L107 70H105V73L103 74L102 79L100 77L101 80H98L97 84L101 83V86L99 88H97V92L95 91L96 92L95 93V92H92L94 90L92 87L97 86V84L96 85H94V83L91 84V82L88 81L89 78L87 79V81L84 80L85 74L89 75L90 72L93 73L91 71V69L94 70L93 69L94 67L92 65H91L92 66L91 69H86L85 68L86 62L84 64L85 60H89V58L91 59V57L93 56L92 55L93 50H95L94 47H96L95 43H97V42H95V43L89 42V39H88L89 36H88V38L86 37L88 39L87 41L89 42V44L87 45L84 42L87 45V47H85V44L82 45L83 48L85 47L84 50L80 46L82 43H79L75 40L78 44H80L77 47L78 49L79 48L80 49L77 50V48H75V46L73 47L71 45L73 47L71 49L76 50V51L72 52L73 50L70 49L71 50V52H70L69 49H67L68 53H70L69 55L67 54V56H66L67 51H66V53L64 52L65 55L63 56V53L58 52L57 49L54 52H50V53H52L50 56L49 51H45L47 49V46H46L45 50L40 49L37 51L39 46L36 49V47L34 45V42L37 41L36 39L33 38L34 41H32V39L30 38V39H26L23 41L21 38L22 37L21 35H19ZM41 37L40 38L37 37V38H39V40H41ZM44 37H48V36H44ZM102 37H104V36H102ZM128 37H130V36H128ZM171 37H168V38H170L168 41L173 42V41L178 40V41L183 42V40H184V39L181 40L180 36H179V39L176 36L177 37V39L175 38L176 40H174ZM48 38H46V39H48ZM64 38L65 37H63L62 39H64ZM77 38H79V37H77ZM80 38H82V37H80ZM86 38H85V41H86ZM144 38H146V39L144 40ZM165 38H167V37H165ZM15 39H13V40H15ZM46 39L43 38V40H46ZM49 39H51V38H49ZM58 39H59V37H58ZM66 39L67 38H65V40ZM79 39H77V40L80 41ZM94 39L96 40V38H94ZM99 39L100 38H98V40ZM103 39H105V38H103ZM171 39H173V40H171ZM188 39H185L186 45L192 44L191 40H190V44L188 43L189 42ZM3 40H6V39L2 38L1 41L3 42V44L0 45V47H3L2 48L3 52H1L3 54H1V55H4L3 56L4 60H0V61H3V62H1V65L3 63V65L9 64V66H10V64H12V62H10V59L8 57V56H10L9 52L5 48V46H6L5 44H8V43H4ZM13 40H12V44H14ZM186 40H188V41L186 42ZM202 40H200V42H202ZM46 41H44V42H46ZM52 41H55L56 44L58 42L55 39L54 40L52 39ZM73 41H71V42H73ZM92 41H94V40H92ZM104 41H107V40H104ZM152 41L153 40H151V42ZM168 41H167V39H165V43H167ZM40 42L42 43L43 41H40ZM40 42H38V43L40 44ZM61 42H63V41H61ZM66 42H68V41H66ZM66 42L63 43V45H65ZM122 42H124V41H122ZM127 42L128 41H126V43ZM139 42H142V43L139 44ZM157 42L159 44V41H156L155 43H157ZM200 42L196 41L195 43H199V46H200ZM234 42H235L234 46L229 45L230 43H234ZM250 42L253 43V44H251V46L248 45V43H250ZM59 43H60V41H59ZM68 43H70V42H68ZM108 43L106 42L107 45H109ZM110 43L112 44V40ZM135 43L134 44L132 43V45L134 46ZM153 43H152V45H150L151 43H148V46H150V47L153 46ZM163 43H164V41H163ZM173 43H175V42H173ZM39 44H36V45H39ZM44 44H42V46ZM97 44L99 45V43H97ZM47 45H49V43ZM155 45H154V47H155ZM169 45L167 44V46H169ZM186 45H185V47H186ZM204 45H201V47L202 46L204 47ZM59 46H61V43L59 44ZM106 46H104V47H106ZM135 46H137V45H135ZM165 46L166 45H164L163 47H165ZM194 46L195 45H193L192 47H194ZM7 47H8V45H7ZM64 47H66V45ZM70 47H68V48H70ZM98 47H100V46H98ZM101 47H103V46H101ZM101 47H100V49H101ZM243 47H239V48L241 49ZM12 48H14V47H12ZM48 48H49V46H48ZM62 48H63V46H62ZM62 48L58 49V50H63V51L66 50V48H63V49ZM128 48H131V47H128ZM33 49H35L37 53H39V51H42V50L45 51V52H43V54L49 53L50 57H48V54H46L48 57L47 62H46V60H44V62L41 61V60H43V56L42 55L39 56V54H41V53H39V54L36 53L38 55L37 56L35 54L37 57L35 55H33V52H34ZM96 49H98V51H100L99 48H96ZM102 49H101V51H102ZM139 49H141V48H139ZM168 49H170V48H168ZM168 49H166V50H168ZM193 49H196V46ZM198 49H200V47L197 48V51H199ZM127 50L130 54V51L132 49L131 50L127 49ZM134 50L135 49L133 48V51ZM136 50H137V47H136ZM148 50L150 52L147 54ZM0 51H1V49H0ZM51 51H53V50L51 49ZM98 51H96L95 53H97ZM133 51H132V53H134ZM159 51H161V49H159ZM211 51H212V49H211ZM128 52L126 51V52H124V54L128 53ZM135 52H137V51H135ZM186 52L188 53V51H185V54H187ZM207 52L209 53L210 51L207 50ZM207 52H205L206 55H207ZM101 53L103 54L104 59H105L106 53L105 54H104V52H101ZM120 53H121V51H120ZM102 54H100V55L98 54V56H101ZM136 54H137V56L134 54V57L135 56L138 57L139 54L138 53H136ZM159 54L161 55V53H158V55H157L158 57L160 56ZM212 54H210V57H214V55L212 56ZM217 54H218V52H217ZM217 54H215V56ZM188 55H189V53H188ZM202 55L204 56L205 54H202ZM32 56H34L36 58L37 63H39L38 57H40V63H39L40 65L42 64L41 62H43V63H45V62L48 63L49 61H51V62H49L47 65L44 64L45 65L44 67L41 65V67H43L41 69H40V66L38 64L39 68L36 69L34 67H38V66H34V62H36V61H35V58ZM116 56H112L111 58H114ZM155 56H156V54H155ZM186 56H184V57H186ZM218 56H216V57H218ZM1 57H0V59H1ZM134 57H133V60H135ZM33 58H34V60H33ZM49 58L51 60L48 61ZM131 58H132V56H131ZM140 58L142 60L141 56L139 57V59ZM155 58H153V59H155ZM174 58H176V57H174ZM180 58L183 59V56ZM190 58H191V56H190ZM205 58H207V57H205ZM205 58L202 57V60H204ZM107 59H108V57H107ZM120 59L118 61H116L117 64L119 61H121V60L123 61V59H121V60ZM127 59H130V58H128V56H127ZM139 59L137 58V60H139ZM186 59H188V58L186 57ZM237 59H239V57ZM94 60L92 59L91 62L94 63ZM96 60H97V58H96ZM98 61L99 60H97L96 62H98ZM109 61L112 62L113 60L108 59V62ZM177 61H178V59H177ZM204 61H202V62H204ZM206 61H207V59H206ZM89 62H90V60H89ZM96 62H95V64H93L94 66L101 63L100 61L98 62V64ZM111 62H109L107 64H110ZM37 63H36V65H37ZM122 63H124V62H122ZM130 63H132V60L130 61ZM161 63H162V61H161ZM159 64H160V62H159ZM203 64L205 65V63H203ZM206 64H207V62H206ZM1 65H0V70H1V67L3 68V66H1ZM160 66H162V64ZM178 66L180 68V64H178ZM4 67H6V66H4ZM156 67H159V66H155L154 68H156ZM6 68L3 71L6 72ZM9 70L12 71V67ZM88 70H89V73H88ZM124 70L127 72L124 73L125 72ZM136 71H138V73H136L138 75L134 76ZM176 71L178 72L179 69H177ZM206 71H207V69H206ZM183 72H185V75H186V71H183ZM121 73L124 75V76L122 75L124 78L122 76L120 77ZM81 75H84V76L81 77ZM15 77H12V78H15ZM90 78H91V76H90ZM93 78H95V77H93ZM120 78H122L121 81H119ZM188 79H189V77H188ZM89 80H91V79H89ZM186 82H187V80H186ZM186 82H184V83H186ZM16 86H18V85H16ZM182 94H183V92H182ZM179 96H178V98H180ZM187 97H189V95ZM206 97H204V98H206ZM6 100H7V98H6ZM186 101H188V100H186ZM189 102H191V101L189 100ZM66 105H70L71 107L68 109H64V107ZM1 106H2V108H4L3 105H1ZM176 107H177V105H176ZM181 108H182V106H181ZM177 109H178V107H177ZM177 109H175V110H177ZM163 114H165V113H163ZM161 121H162V119H161ZM9 123L11 124L10 121H9ZM16 125L14 127H17ZM9 127H10V125H9ZM10 130H12V129H10ZM7 131H5V132H7ZM5 132L0 134V135H5ZM9 133L11 136L12 132H9ZM60 133H62L61 138L58 137V135H60ZM8 134H6V135H8ZM65 137L68 138L66 142L64 140ZM47 138L49 139L48 144H46L47 143L46 140H48ZM62 140H64L63 143H62ZM20 142H21V144H22V142H24L26 144L25 145L26 148L28 147L26 149L27 153L25 152L26 150L22 149V146L19 144ZM128 160H129V162L131 161L130 164L133 163L132 166L129 164ZM30 172L33 173V176L35 175L33 180L30 178L32 175V174H30ZM143 172H142V174H143ZM27 174H29L30 176ZM28 179H30V180H28ZM142 190L139 191V196L144 194V192ZM137 194H136V196H137ZM135 198H136L135 203L138 204L139 199L137 197H135ZM154 200H156V199H154V198L150 199L148 205L149 206L152 205L154 208L159 207L158 203L157 202L155 203ZM96 202H98V203H96ZM117 204H119L118 205L119 208L116 207ZM155 210L156 209H154L153 211H155ZM123 212H125V211H123ZM155 212H154V216L157 217V213H155ZM152 214H153V212H152ZM100 215H102V214H100ZM103 215H104V212H103ZM140 215H141V211H140ZM61 218H60V220H61ZM58 220H57V222H58ZM62 220H63V218H62ZM98 220H99V218H98ZM135 220H136L135 221L136 222L135 229H137L138 224L143 222V218L138 216L137 219H135ZM100 222H101V220H100ZM58 224H60V223H58ZM92 225H94V224H92ZM50 227H53V226L51 225ZM56 227H58V226H56ZM61 227H62V223H61ZM54 228H55V226H54ZM95 228L97 229V225L95 226ZM95 228L92 226V228H90V229L91 230L93 229L94 233H95V231L98 230V229L96 230ZM55 229H57V228H55ZM69 229L71 231L69 233V235H71V233H73L72 228L70 227ZM90 229L88 232L91 231ZM52 230H53V228H52ZM86 230H88V229H86ZM86 230H84V232ZM57 231H58V229H57ZM64 231H65V229H63V232ZM58 232H60V229ZM134 232H135V230H134ZM66 233H65V236H67ZM62 234L63 233L61 232V234H60L61 237H62ZM49 236H51V235H49ZM91 236H92V233H90V235L88 237L93 239L94 236L93 237H91ZM99 236H100V234H99ZM131 236L133 238L132 241H134V239H135V241L137 240L136 235L134 236V233L131 232ZM104 237H105V234H104ZM104 237L102 236V238H104ZM97 238H99V237L97 236ZM97 238H96V240H97ZM96 240L94 242H96ZM100 240H102V239H100ZM61 241H63V240H60V242ZM69 241L74 242L73 239L69 240ZM96 243H94V244H96ZM56 244H57V242H56ZM66 244H68V243H66ZM92 246H94V245H92ZM101 246L103 247V245H101ZM87 248H88V246H87ZM87 248H85V249H87ZM62 249L63 248H61V250ZM85 249H84V251H85ZM99 250H102V249H99ZM77 252H78V250H77ZM97 252H99V251H97ZM140 252H141V250H140ZM93 253H94V251L92 252V254L90 253L91 255H89V257L90 256L92 257ZM96 253L94 256H96L98 254V253L97 254ZM140 254L142 255V253H140ZM66 257L64 260L65 262L67 260ZM68 257H70V256H68ZM86 257H88V256H86ZM138 258H140V256ZM35 259H37L38 261ZM13 260H15V259H13ZM56 260H57V257H56ZM26 261H25V263H26ZM40 261L38 262V264L40 263ZM52 261H51V263L50 262L49 263L55 264V262L52 263ZM84 261H85V259H84ZM42 262L43 261H41V264H45V262H43V263ZM140 262H141V260H140ZM56 263L59 264L58 260ZM73 263H74V261H73ZM81 263H82V261H81ZM87 263H88V261H87ZM129 263H130V261H129ZM9 264H10V262H9ZM46 264H47V262H46Z\"/></svg>","mask_w":264,"mask_h":264}]
</instances>
